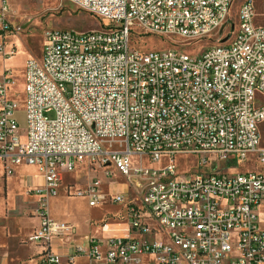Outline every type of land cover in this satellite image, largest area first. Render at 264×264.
<instances>
[{
    "label": "built area",
    "instance_id": "built-area-1",
    "mask_svg": "<svg viewBox=\"0 0 264 264\" xmlns=\"http://www.w3.org/2000/svg\"><path fill=\"white\" fill-rule=\"evenodd\" d=\"M234 1L61 0L106 29L45 34L41 56L26 63L24 135L9 95L12 73L3 68L0 163L5 175L12 166H36L44 184L36 210L41 221L28 237L39 249L37 264H74L80 257L88 264H145V258H153L146 264H264V103L258 101L264 96V28L254 24L252 1L244 0L236 30ZM9 12L0 0L4 61L17 52L4 37L12 32ZM136 27L189 42L216 35L218 42L195 55L177 48L145 53L131 46ZM133 155L148 164L164 157L171 162L151 168L142 161L132 170ZM176 156L198 157V171L180 175ZM84 160L137 178L156 227L131 204L130 236L75 245L74 226L53 221L47 200L57 195L62 173ZM221 161L229 170L255 169L228 173ZM98 186L93 182L76 196L96 207ZM109 201L123 204L125 197L112 193ZM133 233L155 239L139 242Z\"/></svg>",
    "mask_w": 264,
    "mask_h": 264
},
{
    "label": "rangeland",
    "instance_id": "rangeland-1",
    "mask_svg": "<svg viewBox=\"0 0 264 264\" xmlns=\"http://www.w3.org/2000/svg\"><path fill=\"white\" fill-rule=\"evenodd\" d=\"M6 1L10 11L8 18L12 25V32L5 34L4 37L8 42L9 39L14 38L12 42L15 44L17 52L15 56L7 61L0 57V75L4 67L11 70L12 81L9 95L16 103L15 117L19 124L20 133L24 135L27 129L24 98L26 63L30 59H38L41 56L45 34L53 29L87 33L102 31L106 28L96 17L71 3L61 2V0ZM243 1H234L230 16L235 23L236 30L239 27V7ZM251 1L255 9L254 24L257 27L264 28V0ZM217 39L218 37L214 35L210 38V41L189 42L178 36L149 34L136 27L131 34V46L145 53L177 48L187 50V53L195 55L201 53L204 48L217 44ZM258 101L259 104L264 103V96H259ZM49 117L53 118V115L50 114ZM259 133L260 147L264 148V123L260 126ZM103 147L104 149L107 148L108 143H104ZM142 161L151 168L167 166L171 162L169 158L164 157L158 162L148 164L149 162L146 159L133 155L131 157V169L138 168ZM174 163L180 175H193L199 168L198 157L195 156H176ZM76 165L77 172L75 174H63L57 195L51 196V199L48 198L47 200V207L53 221L57 218L64 217L65 219L71 216L82 223V234H85L89 232V225L96 229L101 220L120 224L127 222L129 209L132 208L131 204L138 206L139 214L143 210L141 206L143 186L137 184V178H126L118 173L112 165L99 164L98 162L90 163L89 160H84ZM220 167L228 173L255 169L252 165L247 164L241 168L235 167L233 170H229L228 166H224L223 161L220 162ZM209 168L210 166L207 165L202 168V171H208ZM11 170L10 174L2 175L0 169V252L7 258L6 264H37L39 250L28 242V237L34 227L41 221L40 217L36 216L35 210L41 202L38 191L44 188L43 180L39 178L36 166L22 164L12 166ZM26 177L29 179L31 177L32 185L35 187L34 192L29 191L26 184H22V179ZM93 182L99 183L98 191L101 195V201L96 207L89 205L87 196H76L75 193L77 190H87ZM111 193L123 195L125 197L124 203H111L109 201ZM63 197L67 199L62 200ZM141 214L145 220L149 221L150 227L156 226V223L149 218L147 212ZM122 227H119L120 232ZM138 236L140 238H136V240L139 242L155 239L152 236ZM80 258L79 264H87L86 257ZM149 260L153 262V258H145V264Z\"/></svg>",
    "mask_w": 264,
    "mask_h": 264
},
{
    "label": "crops",
    "instance_id": "crops-1",
    "mask_svg": "<svg viewBox=\"0 0 264 264\" xmlns=\"http://www.w3.org/2000/svg\"><path fill=\"white\" fill-rule=\"evenodd\" d=\"M11 38V37H9ZM12 41H14V38H11L9 39V42L10 44H14ZM15 45V44H14ZM0 169H1V172H2V175H5L4 174V170H3V167L0 163ZM75 172H77L76 168L74 171L72 172H64L62 173L61 177L63 176V174H75ZM7 178V176H6ZM27 178V177H26ZM23 178L22 179V184L23 185H27V189L29 191H33L35 187H33L32 185V180H31V177L30 179L29 178ZM37 178V177H36ZM40 178V177H39ZM42 179V178H41ZM62 181V179H61ZM137 184L140 185V183L137 182ZM70 185V184H69ZM71 194V193H69ZM112 194V193H111ZM51 199V198H49ZM63 199H67L65 197L62 198ZM137 206V205H136ZM142 206V205H141ZM39 207V206H38ZM138 207V206H137ZM143 207V206H142ZM38 209V208H37ZM36 209V210H37ZM35 210V211H36ZM48 212H49V208H48ZM142 212H146L144 207H143V210L140 212V216H141V220L148 224L149 225V221L145 220L144 217L142 216ZM127 214H128V210H127ZM50 216V214H49ZM129 216V214H128ZM51 218V217H50ZM150 218V216H149ZM151 219V218H150ZM55 222H59V223H68V224H71L72 226H74L75 228V235L73 237V243L77 246H80L82 248H87L88 247V244H89V240L91 238H109V237H128L130 236V233H129V225H130V221L128 219L127 222L123 223V224H120V223H117V222H114V223H108V221H105L103 222L102 220L99 221L98 223V226L96 229L92 228L91 225H89V232L85 233V234H82V223H80L79 221L75 220L74 218H72L71 216L67 217L64 219V217L62 218H57L55 220ZM103 223L101 226L100 224ZM36 224V223H35ZM123 226V227H122ZM119 227H122V230L120 232V229ZM152 227H156V226H152ZM35 228V227H34ZM109 229H111L112 231H110ZM131 237L133 238H140L137 234H132ZM38 249V248H37ZM39 250V249H38ZM39 253V252H38ZM2 254V253H1ZM4 256V255H3ZM6 257H4V263L6 264ZM81 261V258H77L75 260V263L74 264H79V262ZM87 264H88V260H87Z\"/></svg>",
    "mask_w": 264,
    "mask_h": 264
},
{
    "label": "bare ground",
    "instance_id": "bare-ground-1",
    "mask_svg": "<svg viewBox=\"0 0 264 264\" xmlns=\"http://www.w3.org/2000/svg\"><path fill=\"white\" fill-rule=\"evenodd\" d=\"M100 199H101V195H100Z\"/></svg>",
    "mask_w": 264,
    "mask_h": 264
}]
</instances>
